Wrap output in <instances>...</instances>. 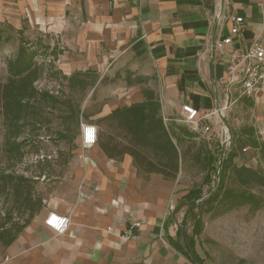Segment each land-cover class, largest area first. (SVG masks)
I'll list each match as a JSON object with an SVG mask.
<instances>
[{
    "label": "crops",
    "instance_id": "crops-1",
    "mask_svg": "<svg viewBox=\"0 0 264 264\" xmlns=\"http://www.w3.org/2000/svg\"><path fill=\"white\" fill-rule=\"evenodd\" d=\"M235 16L243 19L238 34L231 33ZM0 25L59 39L64 53L83 55L71 70L108 57L123 60L128 84L99 118L142 102L149 91L163 122H179L189 105L208 117L202 127L209 125L207 138L219 142L222 123L209 116L214 109L225 107L226 121L244 100L258 109L264 104V87L243 95L236 83L243 64L236 84L229 86L227 78L234 52L264 42V0H0ZM226 37L231 44L215 49ZM76 150V170L63 194L11 245L0 246V264H185L172 243V221L182 215L188 191L160 174L140 173L129 155L107 158L98 143L83 149L79 140ZM258 162L242 165L256 170ZM50 213L68 217L63 234L45 226Z\"/></svg>",
    "mask_w": 264,
    "mask_h": 264
},
{
    "label": "rangeland",
    "instance_id": "rangeland-1",
    "mask_svg": "<svg viewBox=\"0 0 264 264\" xmlns=\"http://www.w3.org/2000/svg\"><path fill=\"white\" fill-rule=\"evenodd\" d=\"M0 39V81L7 79V61L17 56L22 43L37 53L34 63L39 75L35 88L50 96L37 104L33 114L25 119L17 138V141H22L23 158L15 165L20 174L42 175L36 188L41 193L43 206L47 207L57 195L63 194L75 173L80 124L94 125L102 134L116 133L109 123L98 122V112L104 105H110L115 94L127 86L125 62L118 63L111 57L105 59L97 54L96 58L100 56L103 59L95 66L71 70L68 65L77 63L83 55L79 52L64 53V47L55 37L0 25ZM74 73L80 74L73 79L75 86L72 87L68 79ZM81 81L87 83L83 88L76 85ZM226 122L231 145L226 148L224 157L233 151L235 158L232 163L236 166L260 161L258 150L253 145L264 144V104L258 109L250 100H244L242 104L232 106ZM168 128L176 138L179 152V170L174 181L182 190L200 189L205 198L214 185L212 173L209 175L212 179L210 186L204 182L208 174V158L210 155L221 156L220 143L215 136H211L209 141L207 135L191 131L181 122L168 125ZM7 134L0 117V144ZM256 166L264 177V163L258 162ZM225 188L240 190L231 179L226 181ZM250 191L263 201L261 209L256 212L245 206L223 214V207L212 204L198 214L202 226L200 234L193 239L202 264H264V187H253ZM182 203L185 212L187 205ZM183 211L172 221L173 234L183 226L191 235L194 218L188 216L183 222ZM185 264L191 263L187 260Z\"/></svg>",
    "mask_w": 264,
    "mask_h": 264
},
{
    "label": "trees",
    "instance_id": "trees-1",
    "mask_svg": "<svg viewBox=\"0 0 264 264\" xmlns=\"http://www.w3.org/2000/svg\"><path fill=\"white\" fill-rule=\"evenodd\" d=\"M36 54V51H31L21 43L17 56L7 61V79L4 82L0 81V117L8 131L3 143L0 144L2 247L11 245L44 207L41 193L36 188L42 175L26 176L15 170V165L23 158L22 141H17V138L24 121L33 114L37 104L50 98L47 93L39 92L34 86L39 75L34 63ZM78 74L80 73H74L69 77L70 86H75L73 79ZM76 85L83 88L87 83L81 81ZM143 96L142 102L115 108L108 115L99 118L98 122L109 123L116 133L97 132L96 143L109 159L129 155L140 173L160 174L166 179L174 180L179 170V152L176 138L168 128L171 124H164L160 116V104L155 95L143 91ZM73 118L77 123V117ZM253 148L258 150L259 160L264 163V144L254 143ZM218 156L210 155L208 158V174L204 179L206 186L212 181L209 175L216 172ZM234 158L233 151H229L223 157L218 184L213 185L211 191L205 194V198L200 189H190L183 196L187 205L183 222L188 216L194 218L192 234L188 235L181 226L176 233L177 239L172 243L191 264H202L195 251L193 236L200 234L202 221L198 214L203 212L204 207L216 204L224 208L221 213L225 214L245 206L256 212L263 205L262 198L250 191L253 187H264L263 175L259 170L234 165L232 163ZM228 179L237 184L240 190L226 189L225 183ZM195 210L197 213H194Z\"/></svg>",
    "mask_w": 264,
    "mask_h": 264
},
{
    "label": "built area",
    "instance_id": "built-area-1",
    "mask_svg": "<svg viewBox=\"0 0 264 264\" xmlns=\"http://www.w3.org/2000/svg\"><path fill=\"white\" fill-rule=\"evenodd\" d=\"M220 17L221 16L218 17V21ZM232 20L233 27L231 29V33L238 34L243 19L240 16H235L232 18ZM230 44L231 38L226 37L219 42H215L214 48L222 51L225 46ZM241 64H243L241 78L236 83L240 86L243 95H251L252 93L257 92L262 87H264V42H254L247 48V50L243 54H237L234 52L231 55L230 62L227 66V78L229 86L236 84L234 83V77L236 74V70ZM225 111V107L218 106L209 116L215 115L220 120V116L225 118ZM181 112V119L179 120V122L187 125L191 131L201 132L203 135H208L210 133L209 125H204V127H202V121L204 119H208L207 116L200 117L198 115V111L189 105L182 106ZM167 122L168 121L164 119L165 125H167ZM80 132V145L83 149L92 147L96 144L98 132L96 126L81 123ZM219 143L222 149H224V153L223 155L221 154L218 159V162L221 158L223 159L226 148L231 145V137L228 131V127L224 126L223 123L221 126V133L219 135ZM218 175L219 172L217 173L216 167V172L213 176L214 185L218 184ZM44 224L51 231L60 235L67 230L69 226V219L67 216L59 215L56 213H50L46 217Z\"/></svg>",
    "mask_w": 264,
    "mask_h": 264
},
{
    "label": "water",
    "instance_id": "water-1",
    "mask_svg": "<svg viewBox=\"0 0 264 264\" xmlns=\"http://www.w3.org/2000/svg\"><path fill=\"white\" fill-rule=\"evenodd\" d=\"M220 120H221V122L223 123V125L227 127V124H226L225 118H224V117H222V116H220ZM223 153H224V149H222V152H221V154L223 155ZM221 163H222V158H221V159L219 160V162H218V166H217V173H218V172H219V170H220Z\"/></svg>",
    "mask_w": 264,
    "mask_h": 264
},
{
    "label": "clouds",
    "instance_id": "clouds-1",
    "mask_svg": "<svg viewBox=\"0 0 264 264\" xmlns=\"http://www.w3.org/2000/svg\"><path fill=\"white\" fill-rule=\"evenodd\" d=\"M50 223H51V221H50Z\"/></svg>",
    "mask_w": 264,
    "mask_h": 264
}]
</instances>
